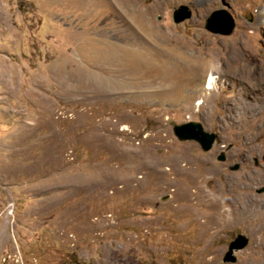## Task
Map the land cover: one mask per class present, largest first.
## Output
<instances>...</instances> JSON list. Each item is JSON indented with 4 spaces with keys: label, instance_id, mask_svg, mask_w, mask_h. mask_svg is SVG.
Segmentation results:
<instances>
[{
    "label": "rangeland",
    "instance_id": "374dc122",
    "mask_svg": "<svg viewBox=\"0 0 264 264\" xmlns=\"http://www.w3.org/2000/svg\"><path fill=\"white\" fill-rule=\"evenodd\" d=\"M215 11L229 35L206 29ZM227 45L264 63V0H0V264L253 259L264 228L224 220L241 193L264 210V87L132 85L173 86L178 61ZM187 122L217 135L209 151L176 138ZM237 235L247 245L223 262Z\"/></svg>",
    "mask_w": 264,
    "mask_h": 264
},
{
    "label": "bare ground",
    "instance_id": "6f19581e",
    "mask_svg": "<svg viewBox=\"0 0 264 264\" xmlns=\"http://www.w3.org/2000/svg\"><path fill=\"white\" fill-rule=\"evenodd\" d=\"M241 45L239 47L227 45L225 52L221 50L214 51L208 62H204L196 57H193L189 63L178 61V65L174 67L173 80L175 81V85L173 86L162 83L160 75H152L150 72H141L138 74L136 84L134 82L132 85H135V87L140 90L137 91L140 92L138 93L139 95H143L146 94L148 88L154 87L164 88L165 93L171 92L174 89L184 90V85L182 83L185 81L198 80L205 91H209V89L212 91L216 83H218V75L219 77L228 78L231 82H238V84L245 86L246 92H249L250 88L254 90L257 87H264V63H260L255 59L256 57H254L253 50L249 46L245 49ZM162 63L159 64V67H162ZM156 70H158V67ZM238 200L239 199H235L233 202L235 209L230 212L232 218L224 220V224L226 226H232L237 221L241 223L246 219H253L258 220L254 229H263V207L255 208L246 193L240 194V203ZM246 264H264V243L261 245L259 253Z\"/></svg>",
    "mask_w": 264,
    "mask_h": 264
},
{
    "label": "water",
    "instance_id": "95a60500",
    "mask_svg": "<svg viewBox=\"0 0 264 264\" xmlns=\"http://www.w3.org/2000/svg\"><path fill=\"white\" fill-rule=\"evenodd\" d=\"M190 18V12L185 7H180L173 14V20L175 23L182 22ZM234 27L232 18L224 11H215L206 21V29L212 33L229 35ZM172 124V130L174 135L179 141H195L199 144L203 151H209L217 139L215 133L205 132L198 122H187L184 124ZM217 160L220 162L225 161L224 152H221L217 156ZM238 165H235L231 170H237ZM248 243V240L243 235H237L236 238L228 245L227 252L223 257V262H234V251L243 249Z\"/></svg>",
    "mask_w": 264,
    "mask_h": 264
}]
</instances>
